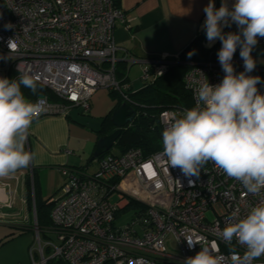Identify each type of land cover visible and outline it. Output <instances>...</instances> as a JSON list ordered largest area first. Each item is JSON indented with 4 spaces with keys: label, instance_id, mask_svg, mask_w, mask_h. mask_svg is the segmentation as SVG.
Listing matches in <instances>:
<instances>
[{
    "label": "built area",
    "instance_id": "2783aa9c",
    "mask_svg": "<svg viewBox=\"0 0 264 264\" xmlns=\"http://www.w3.org/2000/svg\"><path fill=\"white\" fill-rule=\"evenodd\" d=\"M124 22L125 12L113 0H0V78L29 74L49 88L58 100L37 97L34 102L41 100L46 109L40 117L66 116L74 107L89 113L92 96L99 89L117 91L130 104V85L117 76L120 48L115 28ZM7 23L14 27L5 29ZM223 31L236 32V25ZM10 38H15L18 49L9 53ZM217 41L209 45L206 40L204 45L211 49ZM257 46L264 48V38L258 37ZM130 61L143 63L145 81L162 76L170 65L164 57L141 61L133 56ZM232 63L236 74L244 71L240 55L234 54ZM224 75L218 60L196 64L187 72L184 82L193 107L196 90L207 81L220 83ZM248 75L261 78L257 88L264 94V67L256 66ZM185 109L191 108L163 109L162 127ZM98 164L92 173L84 168L62 169L60 194L49 200L53 230L47 232L46 240L37 232L30 264H47L51 258L68 264H184L200 251L199 244L188 247L187 236L230 259L222 229L264 199V190L259 195L247 193L240 181L211 161L198 178L186 177L179 168L169 166L162 148L149 156L140 148L105 153ZM1 178L0 185H10ZM131 203L135 214L128 223H119L120 210ZM33 213L36 219L35 203ZM49 233H55L57 242ZM170 237L177 242L178 254L168 251ZM237 251L242 255L245 249L237 245ZM253 264H264V256Z\"/></svg>",
    "mask_w": 264,
    "mask_h": 264
},
{
    "label": "clouds",
    "instance_id": "9594fccd",
    "mask_svg": "<svg viewBox=\"0 0 264 264\" xmlns=\"http://www.w3.org/2000/svg\"><path fill=\"white\" fill-rule=\"evenodd\" d=\"M203 11L206 19L202 27L209 45L217 39L221 42L217 57L225 75L216 85L203 83L196 90L195 106L166 124L163 155L170 167L179 168L189 178H198L211 161L228 177L240 181L247 193L259 195L264 190V94L257 88L261 78L248 73L256 67L252 50L258 37L264 38V0H235L231 8L225 0L219 8L209 0ZM231 24L238 31L225 33L223 28ZM4 27L14 26L7 23ZM7 43L9 53L17 51L15 38ZM238 47L244 71L236 74L232 61ZM194 54L195 50L189 52V58ZM25 88L38 94V80L29 74L0 78V177L27 168L35 160L25 144L33 121L46 109L41 100H28ZM220 236L229 246L230 259L187 236L188 247L199 244L200 251L187 257L184 264H253L264 256V199L245 217L230 220ZM237 245L244 247L242 255Z\"/></svg>",
    "mask_w": 264,
    "mask_h": 264
},
{
    "label": "crops",
    "instance_id": "0c3cea01",
    "mask_svg": "<svg viewBox=\"0 0 264 264\" xmlns=\"http://www.w3.org/2000/svg\"><path fill=\"white\" fill-rule=\"evenodd\" d=\"M118 1L125 12L126 23L115 28V42L120 48L117 76L135 91L138 89L133 87L141 78L143 63H133L130 57L141 61L178 58L203 33L206 19L203 9L209 0ZM221 2L214 0L215 7L219 8ZM225 2L230 8L235 0ZM252 51L256 66L264 67V48L256 45ZM135 65L139 73L133 80L131 73ZM111 92L99 89L92 96L89 113L74 107L69 115H48L33 121L25 150L35 154L34 163L1 178L10 185H0V264H30V250L35 243L30 225L33 203L36 198L46 201L60 194L63 168H84L89 172L91 168L92 172L98 169V163L90 162H93L96 143L103 136L100 133L103 121L117 103ZM4 209L14 211L4 212Z\"/></svg>",
    "mask_w": 264,
    "mask_h": 264
},
{
    "label": "trees",
    "instance_id": "16d2710c",
    "mask_svg": "<svg viewBox=\"0 0 264 264\" xmlns=\"http://www.w3.org/2000/svg\"><path fill=\"white\" fill-rule=\"evenodd\" d=\"M113 3L115 7L120 8L118 0H113ZM205 41L206 32L204 30L203 33L192 41L179 55L175 63H170L162 76L145 83L138 90L130 91V104L135 108L136 115L133 121L123 129L122 134L118 138L115 144L118 151L115 152V154L124 153L131 148H140L144 155L149 156L162 148L161 140L163 127L159 120L161 111L165 108L175 106L192 108L193 97L185 86V75L196 64H201L208 60H218L217 53L221 48V42L218 40L211 49H208L204 45ZM193 50H195V54L189 58L188 53ZM239 51L240 49L238 47L235 54L239 55ZM252 54L253 51L251 55ZM22 90L25 97L32 102L39 96H48L52 101L58 100L49 88L41 84H38V94L35 95L31 93L29 89L25 88ZM111 94L117 99L115 111L124 103V99L121 94L116 91H112ZM111 115L103 121V127L100 130L103 136L115 130L110 120ZM28 201L30 206H32L31 198H29ZM35 202L38 226L42 235L41 238H46V228H50L53 224L51 219L52 203H50L49 200L38 201V198L35 199ZM131 205L134 204L131 203ZM45 253L49 255L50 249L47 248ZM47 264L68 263L61 259L51 258L48 260Z\"/></svg>",
    "mask_w": 264,
    "mask_h": 264
},
{
    "label": "water",
    "instance_id": "95a60500",
    "mask_svg": "<svg viewBox=\"0 0 264 264\" xmlns=\"http://www.w3.org/2000/svg\"><path fill=\"white\" fill-rule=\"evenodd\" d=\"M135 115V108L127 102L122 103L121 106L112 113L110 120L115 130L98 139L96 148L91 157L92 161L111 151L122 134L123 129L133 121Z\"/></svg>",
    "mask_w": 264,
    "mask_h": 264
},
{
    "label": "rangeland",
    "instance_id": "374dc122",
    "mask_svg": "<svg viewBox=\"0 0 264 264\" xmlns=\"http://www.w3.org/2000/svg\"><path fill=\"white\" fill-rule=\"evenodd\" d=\"M178 58L170 60V63H175V61H177ZM138 71H139V68H138L137 65H135L133 67V71L131 73V75H132L131 77H132L133 80H135L137 73H139ZM150 81H151L150 79L148 81H145L142 78H139V81L136 82V84L134 85L133 88L134 89H139L142 85H144L145 83H148ZM117 151L118 150H117L116 146H114L111 149V151L108 152V153L114 154ZM97 163H98V159L94 160L93 162H90V164H92V165H95ZM92 170H94V169L91 168L90 172H92ZM113 197H114L113 200L117 199L116 195H114ZM135 209H136L135 206L130 205L129 207H126L125 209L120 210L119 218H118L119 223H122V224L128 223L131 220V218L133 217V215L135 214ZM4 210H6L4 212H7V211L13 212L14 211V210H8V209H4ZM208 217L213 218L212 212H208ZM30 225H32V229H33V232L35 234V240H36V238H38L37 237V232L40 233V237H41L42 235H41V232L39 230L38 220H37V218L35 219L33 212L31 213V224ZM52 226L53 225H51L50 228H46V232L45 233H47L49 231H52L53 230ZM48 237H50V239H52V240L57 242V236L55 235V233H49ZM42 238H44V237H42ZM44 240H46V238H44ZM167 248H168L169 252L178 254V252H177V242H176V240L174 238H172V237L169 238V242L167 243Z\"/></svg>",
    "mask_w": 264,
    "mask_h": 264
}]
</instances>
